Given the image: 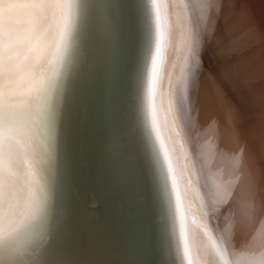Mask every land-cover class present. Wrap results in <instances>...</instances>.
Returning <instances> with one entry per match:
<instances>
[{
    "label": "bare ground",
    "instance_id": "bare-ground-1",
    "mask_svg": "<svg viewBox=\"0 0 264 264\" xmlns=\"http://www.w3.org/2000/svg\"><path fill=\"white\" fill-rule=\"evenodd\" d=\"M245 2L0 0V264H264ZM5 3L27 7L6 25Z\"/></svg>",
    "mask_w": 264,
    "mask_h": 264
},
{
    "label": "clouds",
    "instance_id": "clouds-1",
    "mask_svg": "<svg viewBox=\"0 0 264 264\" xmlns=\"http://www.w3.org/2000/svg\"><path fill=\"white\" fill-rule=\"evenodd\" d=\"M27 7V5L18 4V3H5L3 5L4 8V23L7 25L9 22V18L12 17L16 10ZM35 76L37 79H41L44 73L47 71V59L41 62L40 65H37L33 68ZM5 134L8 132L7 125L4 128Z\"/></svg>",
    "mask_w": 264,
    "mask_h": 264
},
{
    "label": "water",
    "instance_id": "water-1",
    "mask_svg": "<svg viewBox=\"0 0 264 264\" xmlns=\"http://www.w3.org/2000/svg\"><path fill=\"white\" fill-rule=\"evenodd\" d=\"M90 35H91V33H90ZM92 36V35H91ZM91 39V38H90ZM90 43H92V41H90ZM89 42H88V45H87V47H89V44H90ZM86 64H88V65H90L89 66V74L88 75H92L93 73H94V66H95V56H93V55H91V47H90V49L88 50V55L86 54ZM91 75L89 76V77H87V79L85 80V86L86 87H88V81H89V79L91 80ZM78 134V133H77ZM138 188L139 189H141V179H140V181L138 182ZM129 246H130V243H129ZM132 255H133V258H135V255H134V252H132ZM136 260H137V263H138V261H139V255H137V253H136ZM142 263V262H141Z\"/></svg>",
    "mask_w": 264,
    "mask_h": 264
},
{
    "label": "rangeland",
    "instance_id": "rangeland-1",
    "mask_svg": "<svg viewBox=\"0 0 264 264\" xmlns=\"http://www.w3.org/2000/svg\"><path fill=\"white\" fill-rule=\"evenodd\" d=\"M238 1H240V0H238ZM245 1H246V0H244V2H245ZM248 2H249L250 4H249V3L247 4V3L245 2V3H246L245 6H246V7H247L248 5H249V6H250V5L252 6L251 2H250V1H248ZM245 3H244V4H245ZM251 6H250V8H251ZM243 8H245V7H243ZM248 9H249V8H248ZM248 9H247V11H248ZM244 10H245V12H244ZM241 11L243 12V13H242L243 15H247V13H246V9H243V10H241ZM261 12H262V11H261ZM248 15H249V13H248ZM258 15H259V14H258ZM259 16H260V15H259ZM250 22H252V21H250V19L247 17V19H246L244 25H246V24L250 25ZM242 26H243V24L240 26L241 28L239 27L240 30H242ZM243 28L246 29L247 27H243ZM241 134H242V132H241ZM242 141H244V142L241 143V141H238V142L240 143V147H241V148L239 147V149H238V151L240 150L239 152H242V151H243V150H242V149H243V148H242V144L246 142L245 138H244V140L242 139ZM237 147H238V146H237ZM246 148H247V145H246ZM241 150H242V151H241ZM242 159H243V158H242ZM190 175H191V174H190ZM192 175H193V174H192ZM212 212H213V210H212ZM201 214H202V217L205 216V212H204V213H201ZM202 217H201V218H202ZM199 223H200V218H199Z\"/></svg>",
    "mask_w": 264,
    "mask_h": 264
}]
</instances>
